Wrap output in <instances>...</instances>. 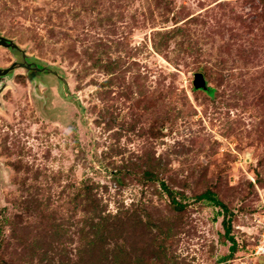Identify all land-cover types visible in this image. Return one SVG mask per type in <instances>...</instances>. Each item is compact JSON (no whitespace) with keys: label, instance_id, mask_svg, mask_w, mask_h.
Segmentation results:
<instances>
[{"label":"rangeland","instance_id":"374dc122","mask_svg":"<svg viewBox=\"0 0 264 264\" xmlns=\"http://www.w3.org/2000/svg\"><path fill=\"white\" fill-rule=\"evenodd\" d=\"M0 33L47 68L0 93V264H264V0H0Z\"/></svg>","mask_w":264,"mask_h":264},{"label":"water","instance_id":"95a60500","mask_svg":"<svg viewBox=\"0 0 264 264\" xmlns=\"http://www.w3.org/2000/svg\"><path fill=\"white\" fill-rule=\"evenodd\" d=\"M0 47L10 49L12 51L20 52L24 60L26 61V63H20V64L15 62L11 66L5 67V68L0 67V93H1L7 86H9L12 83L11 79H8V78L13 76L12 72H14V70L21 68V69H27L28 71H31L32 68H31V65L27 64V59L29 57L26 51L21 50L14 40L4 37L1 33H0ZM46 70L47 68L42 69V71H46ZM194 87L197 89H202V88L206 89V83L201 73L196 74L195 81H194ZM0 107H2L1 103H0Z\"/></svg>","mask_w":264,"mask_h":264},{"label":"trees","instance_id":"16d2710c","mask_svg":"<svg viewBox=\"0 0 264 264\" xmlns=\"http://www.w3.org/2000/svg\"><path fill=\"white\" fill-rule=\"evenodd\" d=\"M161 186H163V188L165 190H167L166 184L164 182L161 184ZM170 195L173 196L174 195L173 192H170ZM173 199H174V196H173ZM197 200H206V201L212 202L215 205L220 206L222 208V210L224 212V217L226 218V219L224 218L225 220L223 221L225 224V226H224L225 227V237L227 240H230L232 242L231 255H233L235 253V251L237 250V243H236V241H234L233 237H229L230 232L232 230V226H231V222L229 221L230 220L229 211L227 210L226 206L224 204H222L221 202H219L216 199V196L214 195V193L210 190H208L207 192L198 196ZM174 202H175V200H174ZM176 205H179V208L184 207L181 203H177Z\"/></svg>","mask_w":264,"mask_h":264},{"label":"flooded vegetation","instance_id":"af4514ba","mask_svg":"<svg viewBox=\"0 0 264 264\" xmlns=\"http://www.w3.org/2000/svg\"><path fill=\"white\" fill-rule=\"evenodd\" d=\"M13 63H15V62H13ZM12 63V64H13ZM18 63V62H17ZM22 63H26V61L24 60V58H23V62ZM11 64V65H12ZM20 64V63H19ZM27 64L28 65H31V68H32V72H34V73H39V72H41L42 71V67H39L38 65H37V63H35V62H33V63H29V61H28V59H27ZM11 65H9V66H11ZM30 71V72H31Z\"/></svg>","mask_w":264,"mask_h":264},{"label":"built area","instance_id":"2783aa9c","mask_svg":"<svg viewBox=\"0 0 264 264\" xmlns=\"http://www.w3.org/2000/svg\"><path fill=\"white\" fill-rule=\"evenodd\" d=\"M257 249L259 250V251H256L257 254H261V253L264 254V235H263V239L261 241V244Z\"/></svg>","mask_w":264,"mask_h":264}]
</instances>
